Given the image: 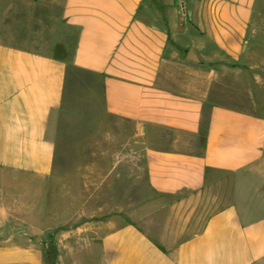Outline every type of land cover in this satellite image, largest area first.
Wrapping results in <instances>:
<instances>
[{"label": "crops", "instance_id": "crops-1", "mask_svg": "<svg viewBox=\"0 0 264 264\" xmlns=\"http://www.w3.org/2000/svg\"><path fill=\"white\" fill-rule=\"evenodd\" d=\"M262 92L264 0H0V264H78L82 242L100 264H264ZM141 172L151 230L79 226L78 196ZM196 197L201 228L158 239Z\"/></svg>", "mask_w": 264, "mask_h": 264}, {"label": "rangeland", "instance_id": "rangeland-1", "mask_svg": "<svg viewBox=\"0 0 264 264\" xmlns=\"http://www.w3.org/2000/svg\"><path fill=\"white\" fill-rule=\"evenodd\" d=\"M259 97H262L261 102H263L262 107H264V92L259 93ZM99 141H101V139ZM245 175H239V178H247L248 175ZM236 179L237 178L233 176V182H236ZM253 179L254 180L251 179V181H255V177ZM78 183H81L82 186L88 183L89 185H93L94 189L99 188L97 186H101L102 184L100 180ZM123 185L126 189L118 190V187ZM109 186L110 189L108 194L104 191L103 195L78 196L76 198V203L72 202L71 205L70 203L68 204L72 209H76L79 226H84L89 220L96 222L102 219L105 220L106 217H109L111 224H114V226H122L126 223L133 222L141 225L147 230H151L153 226L151 220L152 215L159 212V209L165 204V201L151 191L144 172L136 175V180L130 182L109 181ZM122 192L128 193V195H119ZM190 200L191 197L182 196L179 198L178 203L180 204L181 201L182 203H189ZM208 201V198L196 197L193 201V205L197 210L195 213L191 211L193 207L178 209L180 213L176 212V215L181 219H177V222L171 220L165 223L162 229H157V238L166 244H172L175 240L181 241L185 238V236L180 235L181 232L182 234L185 232L187 233L190 228H193V231L200 229L203 223L201 218L207 215ZM177 208H180L178 204ZM188 222L189 225H187ZM93 231V234L96 236V232H105V229L95 228ZM94 239V242L98 240L97 237ZM79 241L81 240L79 239ZM90 249L91 246L89 247V245L84 242L77 244V251L81 253L79 255L78 264H100L99 256H91L92 252Z\"/></svg>", "mask_w": 264, "mask_h": 264}]
</instances>
